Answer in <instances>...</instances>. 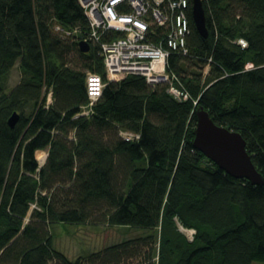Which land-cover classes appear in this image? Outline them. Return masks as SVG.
<instances>
[{
  "label": "trees",
  "instance_id": "trees-1",
  "mask_svg": "<svg viewBox=\"0 0 264 264\" xmlns=\"http://www.w3.org/2000/svg\"><path fill=\"white\" fill-rule=\"evenodd\" d=\"M188 1L189 53L172 51L168 63L191 98L130 74L76 117L89 104L87 73L107 79L100 46L80 50L90 23L79 0H0V264H83L55 249L51 227L101 222L145 235L92 254L91 264L264 262V186L193 146L203 107L241 133L264 177V0H203L207 38ZM17 62L22 79L5 92ZM121 129L141 137L124 140ZM39 150L48 152L42 166ZM182 228L195 230L192 240Z\"/></svg>",
  "mask_w": 264,
  "mask_h": 264
},
{
  "label": "built area",
  "instance_id": "built-area-1",
  "mask_svg": "<svg viewBox=\"0 0 264 264\" xmlns=\"http://www.w3.org/2000/svg\"><path fill=\"white\" fill-rule=\"evenodd\" d=\"M79 3L90 23V33L85 41L100 46L107 79L98 73H87L89 104L83 106L76 117L90 116L108 83L130 74L144 76L153 88L166 86L167 92L179 101L191 98L168 63L172 51H179L184 56L189 53L188 0H79ZM55 29L65 37L77 33V30H66L60 25ZM154 36L161 39L156 42ZM239 44L247 46L244 39H240ZM208 71L206 66L205 74ZM52 94L50 90L47 104L52 102ZM119 134L130 142L141 137L140 133L126 129H121ZM188 232L187 236L192 240L195 230Z\"/></svg>",
  "mask_w": 264,
  "mask_h": 264
},
{
  "label": "water",
  "instance_id": "water-1",
  "mask_svg": "<svg viewBox=\"0 0 264 264\" xmlns=\"http://www.w3.org/2000/svg\"><path fill=\"white\" fill-rule=\"evenodd\" d=\"M192 15L198 32L207 38L209 30L203 0H192ZM79 47L83 53L91 50V45L85 40L79 42ZM19 119L20 115L14 113L9 119V125L14 128ZM196 119L194 148L232 177L246 179L253 185L264 186V177L253 163L247 150V142L241 133L215 123L203 107L196 111Z\"/></svg>",
  "mask_w": 264,
  "mask_h": 264
},
{
  "label": "rangeland",
  "instance_id": "rangeland-1",
  "mask_svg": "<svg viewBox=\"0 0 264 264\" xmlns=\"http://www.w3.org/2000/svg\"><path fill=\"white\" fill-rule=\"evenodd\" d=\"M21 79L22 72L19 62H17L7 77L4 85L5 92H10L20 83ZM48 94L49 92H47V100ZM70 137H72V134ZM45 153L48 157V152L45 151ZM44 164L40 163L41 166ZM96 217L98 219L96 221L101 222V216L98 215ZM182 230L188 234V230L183 228ZM51 232L54 237L55 249L65 254L72 261L81 259L83 264H91L89 257L94 253L103 251L110 245L145 235V231L136 228L109 226L102 222L98 225L89 223L85 225L56 223L52 225ZM252 264H264V262L254 261Z\"/></svg>",
  "mask_w": 264,
  "mask_h": 264
},
{
  "label": "bare ground",
  "instance_id": "bare-ground-1",
  "mask_svg": "<svg viewBox=\"0 0 264 264\" xmlns=\"http://www.w3.org/2000/svg\"><path fill=\"white\" fill-rule=\"evenodd\" d=\"M37 159L40 161L41 164H44L47 158V154L43 150H39L36 153ZM189 233V232H188Z\"/></svg>",
  "mask_w": 264,
  "mask_h": 264
}]
</instances>
